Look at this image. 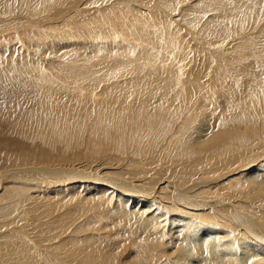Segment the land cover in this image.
Listing matches in <instances>:
<instances>
[{
    "label": "rangeland",
    "instance_id": "obj_1",
    "mask_svg": "<svg viewBox=\"0 0 264 264\" xmlns=\"http://www.w3.org/2000/svg\"><path fill=\"white\" fill-rule=\"evenodd\" d=\"M3 1L4 0H0V113H3L2 115L0 114V130L3 133L0 134V194L3 193L4 188L15 186L20 188L23 194L33 197L35 201L40 204V207L44 208L46 214L49 216L48 218H45L47 217L45 215L44 220H53V223L57 226L51 230L52 239L50 241L48 239L46 240V238L43 239L42 235L44 234V231L42 230V226L39 227V222L37 224L32 222H30V224L28 222L29 219L23 212L22 201L13 198L9 205H7L8 203L6 204L5 201L0 202V264H13V262L14 264H73L65 261L64 256L60 253L57 243L62 240V238L65 242L68 240L69 244L74 243V245L83 246L81 248L82 250L84 249L83 251H85V253H87L86 250L98 251L99 253L97 254L99 255V258L103 257L105 259V261H101L102 263L123 264L122 262L125 260H130V258L136 257L139 261H142V259L145 260H143L144 263L141 262L140 264H156L157 261V264L167 262L168 264H177L175 254L173 256L168 255L174 250L179 252V255L184 252V250H179L177 248L178 242L175 246V241H169L171 238L166 234L158 236L160 231H165L163 230L164 228L162 224H158L157 227L146 225L142 222L143 220L140 216H130V218L129 216H126L129 220L127 218L124 220L125 216L120 217L119 212L118 214L117 212L115 213L116 209H118V205H116L118 203L117 194H122L125 198L131 196L130 198L136 200L143 199V196L146 194L147 197L149 196L150 199L153 198L154 201H159L164 198L163 201H166L165 204L169 205L171 204L169 195H175L173 191L175 186L176 189L179 188V190H181V195H178V198L180 199V197H183L181 200H185L186 202L179 200V203H177L178 209L177 207H172L171 211L167 208V214L168 216H174V214L178 213V215L190 218L192 217L191 215L189 216L191 211H195V207L192 205L194 202L193 199L210 200L209 196L211 195V191H214L215 193L218 190L222 194H220L221 196L217 199L219 200L217 205H206L201 207L203 210L206 209L204 212H209L210 210L212 215L217 216V218H214V220H220V223L215 225L217 228L228 227V224L236 223L231 216L236 209V205L238 206V210L247 217L256 216V219H259V221L264 220V216L260 215L258 212L261 211L264 214V208L261 205H259V208H256L255 204H251L249 207L248 204L242 206L244 202L240 203L236 201L235 204V202L224 197L222 198V195L233 187V181L235 184H239L238 181L241 182L243 171L250 168L255 163L254 161H260L259 163L263 162V159L259 160V156L264 155V138L261 137L262 132L264 131L263 128L258 127L257 134H253L254 137H252V139H255V143L247 145V152L244 151V148L243 153L240 151L235 155L232 154L233 156L228 154L229 157L227 155L223 156V160H221L222 163L220 162V164L218 162H216L218 164L211 162V165L209 164V168L213 171L211 176L198 171L195 166L190 163L192 161L187 163V161L183 160L185 159L183 157L175 158L174 160L167 158L174 150L167 148L165 140L162 142L159 138L161 136L163 137V135H168L169 132L173 131V128L178 124L177 122L183 113V109H181L182 100L179 97L181 92V85L179 82L184 81V85H187L185 86V91H191V93H193L191 94V103L188 105L192 107L195 105L193 100L194 95L200 94V88H203V84L210 81L208 79H210L212 71L218 67V61L221 58L220 56L224 54L225 49L222 47L223 43H221L220 46L222 48L220 49V56L215 54V56H217L215 60L213 59L214 56L213 58L211 57L212 54L209 52L212 49L209 50L210 45L208 43L206 44L207 40H205V35L200 32V26H198L203 23V20L208 15L213 13L211 12L212 10L209 9L206 12L202 11L201 15L203 17L201 20L199 22H191L185 21L184 19L185 11L190 10L188 8L183 10L184 13L183 15L181 14L182 16L179 15L180 17L174 18L172 16L176 11L180 14L179 10L183 7V0H38L40 3H37V0H26L27 2L23 0H11L6 4L5 1ZM30 1L33 2L31 3ZM13 2L15 4H13ZM45 3L46 5H44ZM197 3H199L198 0ZM159 4L161 5L159 6ZM43 6L45 7L43 8ZM49 6L51 8H49ZM124 6H127L128 10L127 8L125 9ZM187 6L188 5H186V7ZM37 8L39 10H37ZM114 10L116 11L114 12ZM192 10L193 13L191 14H196L194 9ZM191 14L189 15L191 16ZM74 17H77L78 19ZM24 18H26V20ZM175 18L176 21H174ZM261 19L257 21H261ZM2 22H5L7 27ZM190 22L197 23L194 24V26L193 24L191 25ZM49 24L52 27H50ZM54 24L55 27L53 26ZM12 28L13 30H11ZM32 29L35 30L37 34ZM141 29L142 31H140ZM9 31H11V33ZM238 34L235 36V40L241 41V30ZM184 38L186 41H184ZM30 39L33 41L31 42ZM188 41L190 43H188ZM228 41L230 40H227V42ZM27 42H30V44ZM179 43L181 46L183 44V46L181 47ZM184 48L186 49L184 50ZM102 50L104 51L103 53ZM181 50H183L184 53L183 51L181 53ZM100 53L102 54L100 55ZM263 63L261 65H263ZM262 67L264 68V65ZM154 68L158 69L156 70ZM224 68L228 70L227 64H225ZM257 68L258 67L254 66L252 72L258 73L261 68ZM159 71L160 73H158ZM228 72L230 75L236 77L237 83L240 84L234 83L229 86H223V84L222 86L224 88L220 91L221 94L223 91L229 89L238 94L240 93L237 98L241 103H246V99L249 98L246 97V92H248V89L246 88L248 87L245 85V81H243V74L240 72V74L231 73L230 71ZM156 73L158 74L155 75ZM193 73L196 76H194ZM262 73H264V71ZM152 74L156 76L155 82L149 83L148 87L157 99H160V96H163L164 98L161 100L164 103L159 100L162 104H160L159 101L155 102L157 103L155 104L153 101L155 98L153 99L152 95L149 96L152 100H149L148 102V109H154L155 112V117L150 116L154 119L156 118L155 120H158L159 116H162L163 111L161 109H163L164 112L170 113L172 118L171 121L175 120V125L173 122L169 128L162 127L160 129L161 131H157V133L155 132V135L150 136L149 134L148 136L150 138L147 135V137L144 136V138L136 136L137 134L133 135L132 132H128L131 131L128 125L127 128H124L127 130H124L123 136L120 137V139H118V137L116 139H111L110 144L107 140H103L105 141L103 143L101 140L99 141L97 138H100V135L102 136L103 131L106 129L107 133H111V137L112 133L115 132L109 123L110 116H113L117 127L119 126L118 118L120 119L119 122L125 125L131 124V126H133V120L135 121L132 115L133 107H135V102H133L134 100L132 99V96L128 93H123L120 100L118 99V101H114L116 100V97L111 91V97H109L110 101L104 96L105 88L111 85L124 87L126 82L132 78H136L137 75L139 77H145ZM68 76L69 78H67ZM161 79H163L162 82ZM103 81L105 82L103 83ZM115 81L116 83H114ZM46 89L50 92L53 90L57 92V90L61 89L62 94L60 96L62 98L60 96L48 98L47 96L44 97L38 95L41 91H46ZM106 93H108V91H106ZM11 94L12 96H10ZM219 99V95L214 96L212 103L208 105L211 109L213 108L212 114L215 113V117L222 110V105ZM165 100L169 104H166ZM3 103H7V105L5 104V106ZM14 106L18 107L16 108ZM168 106H170L169 109ZM200 106L202 107L204 104L199 103L197 107L199 108ZM123 109L126 112H124ZM195 110L196 108L194 111ZM109 112L113 113L110 114ZM151 112L152 111L150 110L149 113ZM114 113L115 115H113ZM14 114H16L17 117ZM17 114L20 116L23 115V117H20ZM104 114H108L107 117L104 116ZM147 116L150 118L148 114ZM190 117H192L191 122L188 127L186 126L185 131L187 133L184 132L185 134H188L191 131L193 132L195 126L197 127L199 125L198 122H200L202 118V116H200L201 118L199 116L195 118L194 115H190ZM2 118L5 123H3L4 121ZM49 118H53L50 123ZM78 121L80 122V125L78 124ZM6 122H8V124ZM12 122H14V124ZM44 123L47 124L46 128L41 130L42 127L40 125ZM148 124V122L144 123V128L142 129L143 132L147 129L146 127H148ZM106 126L107 128H105ZM142 131L140 129L139 132ZM162 131L166 132H163L164 134H162ZM129 133L130 135L132 134L131 137L134 138L131 140H125V137L127 138ZM86 135H88L87 138H84ZM144 139H148L145 140L147 142H145ZM101 145L103 146L101 147ZM152 145L153 148H151ZM251 146H253V148L250 149ZM161 148L162 151L159 152L157 149L161 150ZM146 149H148V151ZM230 149L233 150L234 148L228 147V149L226 148L225 150ZM252 150L257 155L253 152L249 154ZM165 154L166 156L164 157ZM29 157H31L32 160L28 161L27 158ZM183 164H186L187 166H184ZM214 165L217 166L213 168ZM256 165L258 166L259 164ZM35 167L39 170L48 169L57 171L58 169H64L68 171L67 169H69L72 171H78L79 174H94L95 177L102 179V181H105L113 187L119 188L121 193L115 192L113 195L111 190L100 193L98 189L96 193L89 194L88 189L93 185L92 182H88L89 180L74 181V179L68 175H62L61 177L47 175L37 169H32ZM195 172L196 174L194 175ZM198 172H201L202 174ZM120 176H123V179L122 177L120 178ZM130 180L132 182H129L128 184V181ZM137 184L141 187L135 186ZM224 184H226V186ZM71 185H75V187H72ZM162 185H164L165 189L162 193H159V195L157 193V188ZM188 186L189 190L186 188ZM221 188L224 190L222 189V191H220ZM177 199L175 202L178 201ZM201 208L196 209L201 210ZM46 209L47 211L49 210L48 213ZM183 209L185 213L182 212ZM253 209H257L258 211L255 212ZM161 218L159 217V220ZM58 219L60 221L59 223L57 222ZM171 223L172 222H169L168 224L170 225ZM31 225L37 227L34 230L33 228L27 229V226L30 228ZM30 230L36 233L38 240H43L38 241L35 237L31 238L26 235L25 232H31ZM192 232L193 229L187 227L184 231L185 234H182L190 238L191 241L196 239L192 236ZM146 237L148 238V241ZM65 238L67 239L65 240ZM232 239L233 243L237 244L236 240H246V237H239L237 239L232 237L230 240ZM142 240L146 242H143ZM144 244H147V246ZM138 247H140L141 250ZM146 250L148 256L145 253ZM215 250H217V247ZM220 250L226 249L221 245ZM138 251L144 253L145 256L141 253L140 256L143 255V258H140L138 256L140 254ZM104 253L110 255L111 259H106ZM152 253H154V255ZM42 257L44 258L42 259ZM147 261L150 262L148 263ZM101 262L99 264H101Z\"/></svg>",
    "mask_w": 264,
    "mask_h": 264
},
{
    "label": "bare ground",
    "instance_id": "obj_2",
    "mask_svg": "<svg viewBox=\"0 0 264 264\" xmlns=\"http://www.w3.org/2000/svg\"><path fill=\"white\" fill-rule=\"evenodd\" d=\"M5 4L10 2L11 0H4ZM3 1V2H4ZM21 1V0H20ZM26 1V0H23ZM79 1V0H78ZM92 1V0H91ZM98 1V0H97ZM123 1V0H122ZM166 1V0H165ZM164 1V3H165ZM179 1V0H178ZM27 2V1H26ZM31 3L33 1H30ZM94 2V1H93ZM137 2V1H136ZM193 2V3H192ZM199 3H197V0H183V7L181 10L176 11V13L172 14L173 18L174 17H180L183 15L184 13V9L188 8L190 9L189 11H185V15H184V19L185 21H200L201 18L203 17L201 14L202 11H207V10H212L211 12H213L212 14L208 15L204 20L203 23L198 26H200V32H202L203 35H205V40H207L206 44L208 43L209 46V50L212 54V58L214 56V60L216 59L217 56H220V49L223 47L225 49L224 54H222L220 57V60L218 61V67L216 69H214V71H212L210 81L205 82V84H203V88H200V94H195L193 97L194 100V104L192 107L188 106L191 103V91L186 92V87L187 85H184V81L179 82L180 83V94L179 97L181 98V109H183V113L180 116L179 120H178V124H176V126L173 128L172 132H169L168 135H163V137L161 136L162 134H164L163 132L166 131H162V134L160 135V141L162 140V142L165 140V145L167 146V148L174 150L172 152V154H170L167 158L170 159H175V158H179V157H183L185 159V161H187V163L190 162L191 164H193L195 166V168L198 171H201L203 174L206 175H210L211 173H213V171H211V169L209 168V164L211 162H215V164H220L221 160H223V156H226L227 154L230 156H233L232 154H236L237 152L239 153L240 151L243 153V149L245 152H247V145L253 144L255 143V139H252V137H254V133L257 134V130L258 127L263 128L264 130V73H262L264 71V68L262 67L264 65L263 63V59H264V1L262 0H198ZM19 3V2H18ZM17 3V5L19 6V4ZM25 3V2H24ZM29 3V2H28ZM37 3L38 2L37 0ZM36 3V4H37ZM44 3V2H42ZM66 3V2H65ZM139 3V2H138ZM173 3V2H172ZM177 3V1H176ZM13 4H15L13 2ZM35 4V5H36ZM67 4V3H66ZM142 4V3H141ZM11 5V4H10ZM28 5V4H27ZM30 5V4H29ZM42 5V4H41ZM39 5V6H41ZM46 5V3L44 4ZM49 5V4H47ZM143 5V4H142ZM161 4H159L160 6ZM186 5H188L186 7ZM38 6V7H39ZM51 6V5H50ZM49 6V8H51ZM73 6V5H72ZM145 6V5H144ZM149 6V5H148ZM165 6V5H162ZM178 6V5H177ZM13 7V6H12ZM45 6H43L44 8ZM68 7V6H67ZM66 7V8H67ZM71 7V6H69ZM118 7V6H117ZM125 7V6H124ZM147 7V6H146ZM195 7V8H194ZM35 8V6H34ZM115 8V7H114ZM127 8V6L125 7V9ZM144 8V7H143ZM161 8V7H160ZM175 8V7H173ZM172 8V9H173ZM11 9V8H10ZM42 9V8H41ZM47 9V8H46ZM59 9V8H58ZM61 9V8H60ZM69 9V8H68ZM163 9V7H162ZM165 9V8H164ZM178 9V8H177ZM196 12V14H191L193 13V10ZM12 10V9H11ZM23 10V9H22ZM37 10H39L37 8ZM67 10V9H66ZM107 10V9H106ZM111 10V9H110ZM128 10V8H127ZM169 10V9H168ZM192 10V11H191ZM1 11V8H0ZM43 11V10H41ZM45 11V10H44ZM73 11V10H71ZM75 11V10H74ZM116 10H114L115 12ZM174 11V10H172ZM16 12V11H15ZM64 12V11H63ZM98 12V11H97ZM104 12V11H103ZM109 12V10H108ZM107 12V13H108ZM121 12V11H120ZM145 12V11H144ZM32 13V12H31ZM83 13V12H82ZM100 13V12H99ZM105 13V14H107ZM156 13V12H155ZM3 14V13H2ZM102 14V13H101ZM112 14V13H110ZM123 14V13H122ZM182 14V15H181ZM191 14V16L189 15ZM5 15V14H4ZM15 15V14H14ZM21 15V14H20ZM35 15V14H34ZM76 15V14H75ZM78 15V14H77ZM84 15V14H82ZM139 15V14H138ZM158 15V14H157ZM180 15V16H179ZM189 15V16H187ZM200 15V16H199ZM16 16V15H15ZM19 16V15H18ZM37 16V15H36ZM79 16V15H78ZM87 16V15H86ZM85 16V17H86ZM117 16V15H115ZM123 16V15H122ZM143 16V15H142ZM187 16V17H186ZM11 17V16H9ZM35 17V16H34ZM69 17V16H68ZM96 17V16H95ZM133 17V16H131ZM130 17V18H131ZM141 17V16H140ZM156 17V16H155ZM14 18V17H13ZM42 18V17H41ZM72 18V17H71ZM76 19H78L77 17H74ZM87 18V17H86ZM89 18V17H88ZM94 18V17H93ZM101 18V16H100ZM118 18V17H117ZM121 18V17H120ZM119 18V19H120ZM135 18V17H133ZM263 18V19H261ZM3 19V18H2ZM26 20V18H24ZM55 19V18H54ZM97 19V18H96ZM102 19V18H101ZM105 19V18H104ZM109 19V18H108ZM159 19V18H158ZM261 19V21H257ZM15 20V19H14ZM29 20V19H28ZM67 20V19H66ZM65 20V21H66ZM106 20V19H105ZM110 20V19H109ZM167 20V19H166ZM172 20V18H171ZM180 20V19H178ZM7 21V20H6ZM21 21V20H20ZM78 21V20H77ZM76 21V22H77ZM89 21V20H88ZM87 21V22H88ZM111 21V20H110ZM174 21H176V18L174 19ZM11 22V21H10ZM67 22V21H66ZM64 22V23H66ZM94 22V21H93ZM98 22V21H97ZM136 22V21H135ZM167 22V21H166ZM182 22V21H181ZM184 22V21H183ZM190 22V23H191ZM5 25V22H2ZM20 23V22H19ZM35 23V22H34ZM33 23V24H34ZM90 23V22H89ZM104 23V21H103ZM179 23V22H178ZM197 23V22H196ZM196 23H191V25L196 24ZM21 24V23H20ZM43 24V23H42ZM62 24V23H61ZM67 24V23H66ZM186 24V23H185ZM189 24V23H187ZM7 25V24H6ZM5 25V26H6ZM45 25V24H44ZM50 25V24H49ZM59 25V24H58ZM86 25V24H85ZM165 25V24H164ZM23 26V24H22ZM30 26V24H29ZM37 27H39L38 25H36ZM55 27V24L53 25ZM62 26V25H61ZM93 26V25H92ZM195 26V25H194ZM1 27V26H0ZM7 27V26H6ZM11 27V26H10ZM20 27V26H19ZM50 27H52L50 25ZM60 27V26H59ZM64 27V25H63ZM3 28V27H2ZM15 28V27H14ZM49 28V27H48ZM66 28V26H65ZM68 28V27H67ZM114 28V27H113ZM122 28V27H121ZM167 28V27H166ZM6 29V28H5ZM4 29V30H5ZM8 29V28H7ZM31 29V28H30ZM34 29V28H33ZM32 29V30H33ZM53 29V28H52ZM64 29V28H62ZM3 30V31H4ZM13 30V28L11 29ZM16 30V29H15ZM54 30V29H53ZM65 30V29H64ZM126 30V29H125ZM241 30V41L239 40H235V36H237V34L240 32ZM1 31V29H0ZM35 32V30H33ZM79 31V30H78ZM109 31V30H108ZM142 31V29L140 30ZM178 31V30H177ZM11 33V31H9ZM8 32V33H9ZM29 32L31 33V31L29 30ZM133 32V31H132ZM6 33V32H5ZM36 33V32H35ZM148 33V32H147ZM176 33V31H175ZM29 34V33H28ZM37 34V33H36ZM48 34V33H47ZM115 34V33H114ZM69 35V34H68ZM185 35V34H184ZM239 35V34H238ZM25 36V35H24ZM33 36V35H32ZM31 36V37H32ZM128 36V35H127ZM133 36V35H132ZM34 37V36H33ZM36 37V36H35ZM98 37V36H97ZM186 37V35H185ZM47 38V37H46ZM110 38V37H109ZM129 38V37H128ZM112 39V38H111ZM149 39V38H148ZM185 39V38H184ZM227 40H230L227 42ZM30 41L32 42L33 40L30 39ZM45 41V40H44ZM77 41V40H76ZM181 41V40H180ZM186 41V39L184 40ZM191 41V40H190ZM36 42V41H35ZM102 42V41H101ZM182 42V41H181ZM180 42V43H181ZM28 44H30V42H27ZM119 43V42H118ZM123 43V42H122ZM179 43V44H180ZM188 43H190L188 41ZM222 44V47L220 46V44ZM121 44V43H120ZM154 44V43H153ZM52 45V44H51ZM100 45V44H99ZM56 46V45H55ZM163 46V45H162ZM181 46V44H180ZM183 46V44H182ZM181 46V47H182ZM124 47V46H123ZM39 48V47H38ZM53 48V47H52ZM181 49V48H180ZM186 48H184L185 50ZM197 49V48H196ZM104 50V49H103ZM102 50V53L104 52ZM149 50V49H148ZM195 50V49H194ZM201 50V49H200ZM207 50V49H206ZM56 51V50H54ZM101 51V50H100ZM123 51V49H122ZM170 51V50H168ZM183 50H181L182 53ZM79 52V51H78ZM100 53V55L102 54ZM184 53V51H183ZM196 53V52H195ZM110 54V53H109ZM112 54V53H111ZM162 54V53H161ZM204 54V53H202ZM122 55V54H121ZM205 55V54H204ZM202 55V56H204ZM207 55V54H206ZM3 57V56H2ZM29 57V56H28ZM135 57V56H134ZM157 57V56H156ZM208 58V57H207ZM42 59V58H41ZM120 59V58H119ZM125 59V58H124ZM218 59V58H217ZM63 60V59H62ZM123 60V59H121ZM161 60V59H160ZM190 60V59H189ZM209 60V59H208ZM45 61V60H44ZM188 61V60H187ZM195 61V60H194ZM204 62V61H203ZM206 63V62H205ZM210 63V62H209ZM257 63V64H255ZM263 63V65H261ZM80 64V63H79ZM187 64V63H185ZM191 64V63H190ZM225 64H227V69H225ZM150 65V64H149ZM155 65V64H154ZM189 65V64H188ZM217 65V64H216ZM18 66V65H16ZM178 66V65H177ZM255 67H260L261 69L259 70L258 73H254L252 72V70ZM33 67V65H32ZM73 67V66H71ZM140 67V66H139ZM200 67V66H199ZM215 67V66H214ZM169 68V67H168ZM180 68V67H179ZM203 68V67H202ZM241 68V69H240ZM257 68V69H258ZM27 69V68H26ZM156 69V68H154ZM158 69V68H157ZM156 69V70H157ZM171 69V68H170ZM173 69V68H172ZM185 69V68H184ZM207 69V67H206ZM210 69V68H209ZM21 70V69H20ZM164 70V68H163ZM29 71V70H28ZM161 71V70H160ZM160 71L158 73H160ZM170 71V70H169ZM186 71V70H185ZM231 73H242L244 76L243 81H245V85L248 87L246 89H248L247 96L249 97L246 99V103H241L240 100L237 98L238 94L237 92L231 91V90H225L222 92L223 90V86H229L231 84L237 83V78L230 75L229 72ZM157 72V71H156ZM172 72V71H171ZM131 73V72H130ZM143 73V72H142ZM155 73V72H153ZM158 73H156L155 75H157ZM174 73V72H173ZM172 73V74H173ZM175 73H176V69H175ZM192 73V72H191ZM198 73V72H197ZM196 73V74H197ZM200 73V72H199ZM239 73V74H240ZM95 74V73H94ZM114 74V73H113ZM118 74V73H117ZM140 75H142L141 73H139ZM183 74V73H182ZM194 74V73H193ZM155 75H147L145 77H139L137 75L136 78H132L130 79L128 82H126V84L124 85V87H120V86H107L105 88V98L109 99V97H111V91L115 94V99L114 101H118V99L120 100L122 98L123 93H128L130 96H132V99L134 100L133 102H135L133 107V111H132V115L133 118L135 119V121L133 120V126H131V124H123L120 123V119L118 118V127L117 124L113 118V116H110V126L113 127L112 129L115 131H113L114 133H112V137L110 136L111 133H107V129L105 131H103L102 136L100 135V138L98 137L97 139L103 143L105 141L103 140H107L110 141L111 139H116L118 137V139H120V137L123 136V132L124 130L126 131L127 126L129 125V129L131 131L128 132H132L133 135L137 134L136 136H141L144 138V136H148L150 134L151 135H155V132L157 133V131H161L160 129L163 127L165 128H169L173 122L175 121H171V116L170 113L168 112H164L163 109H161L162 112V116L158 118V120H155L153 117H155V112L154 109H148V102L149 100L151 101L152 99L149 98V96H153V99L155 98L154 103L158 102L159 100L163 99V96H160V99H157L155 97V95L153 94V92L150 91L148 84L149 83H154L155 82ZM162 75V74H160ZM168 75V74H167ZM176 75V74H175ZM209 75V74H208ZM117 76V75H116ZM169 76V75H168ZM189 76V75H188ZM194 76H196L194 74ZM164 77V76H163ZM173 77V76H172ZM176 77V76H175ZM69 78V76L67 77ZM78 78V77H77ZM76 78V79H77ZM108 78V77H107ZM114 78V77H113ZM131 78V77H130ZM170 78V77H169ZM198 78V77H197ZM81 79V78H80ZM104 79V78H103ZM121 79V78H120ZM181 79V78H180ZM61 80V79H60ZM59 80V81H60ZM64 80V79H63ZM66 80V79H65ZM101 80V79H100ZM110 80V79H109ZM163 79H161L162 82ZM175 80V79H174ZM192 80V79H191ZM196 80V79H195ZM242 80V79H241ZM27 81V80H26ZM58 81V80H57ZM84 81V80H83ZM172 81V80H171ZM200 81V80H199ZM205 81V80H204ZM242 81V82H243ZM19 82V81H18ZM105 81H103L104 83ZM159 82V81H158ZM198 82V81H197ZM116 83V81L114 82ZM111 83V84H114ZM119 83V82H118ZM160 83V82H159ZM192 83V82H191ZM204 83V82H203ZM59 84V83H58ZM57 84V85H58ZM81 84V83H80ZM147 84V85H146ZM175 84V83H174ZM178 84V83H177ZM224 84V85H223ZM240 84V83H237ZM19 85V84H18ZM48 85V84H47ZM62 85V84H61ZM103 85V84H101ZM158 85V84H157ZM162 85V84H160ZM159 85V86H160ZM171 85V83H170ZM223 85V86H222ZM25 86V85H24ZM147 86V87H146ZM156 86V85H155ZM169 86V85H168ZM179 86V85H177ZM20 87V86H19ZM57 87V86H56ZM170 87V86H169ZM191 87V86H190ZM233 87V85H232ZM24 88V87H22ZM51 88V87H50ZM49 88V89H50ZM240 88V87H239ZM238 88V89H239ZM58 89V88H57ZM161 89V88H160ZM174 89V88H173ZM176 89V88H175ZM235 89V88H234ZM242 89V88H241ZM244 89V88H243ZM51 90V89H50ZM56 90V89H55ZM101 90V89H100ZM171 90V89H170ZM104 91V90H103ZM106 91H108V93H106ZM160 91V90H159ZM166 91V90H165ZM164 91V92H165ZM247 91V90H245ZM69 92V91H67ZM172 92V90H171ZM170 92V93H171ZM1 94V93H0ZM3 94V93H2ZM5 94V93H4ZM8 94V93H6ZM62 94V90H57L56 91H41L40 94H38L39 96H47L48 98H53V97H58ZM69 94V93H68ZM156 94V93H155ZM164 94V93H163ZM167 94V93H166ZM221 94V95H220ZM113 95V94H112ZM219 95L220 96V103H221V107L222 110L217 114V116L215 117L214 114H212V109L210 108V103H212L213 97ZM4 96V95H3ZM6 96V95H5ZM9 96V95H8ZM12 96V94L10 95ZM14 97V96H13ZM61 97V96H60ZM65 97V96H64ZM113 97V96H112ZM244 97V96H243ZM7 98V97H5ZM39 98V97H38ZM62 98V97H61ZM9 99V97H8ZM16 99V98H15ZM25 99V98H24ZM23 99V100H24ZM83 99V98H82ZM86 99V98H85ZM148 99V100H147ZM14 100V99H13ZM50 100V99H49ZM57 100V98H56ZM93 100V99H92ZM111 101V100H110ZM162 101V100H161ZM1 102V100H0ZM4 102V101H3ZM6 102V101H5ZM13 102V101H11ZM15 102V101H14ZM53 102V101H51ZM58 102V101H57ZM174 102V101H173ZM171 102V103H173ZM16 103V102H15ZM62 103V102H61ZM80 103V102H79ZM109 103V102H107ZM160 104L164 103L162 101V103L159 101ZM166 104L167 101L165 100ZM199 103H203L204 106H200L199 108L197 107L199 105ZM218 103V104H220ZM1 104V103H0ZM4 104V103H3ZM7 105V103H5ZM4 104V105H5ZM10 104V103H9ZM20 104V103H19ZM89 104V103H88ZM96 104V103H95ZM110 104V103H109ZM157 104V103H155ZM217 104V105H218ZM5 105V106H6ZM14 105V104H13ZM16 105V104H15ZM18 105V104H17ZM93 105V104H92ZM103 105V104H102ZM115 105V104H114ZM171 105V104H170ZM178 105V104H177ZM202 105V104H201ZM51 106V105H50ZM49 106V107H50ZM137 106V107H136ZM220 106V105H219ZM3 107V106H2ZM16 107V106H14ZM18 107V106H17ZM16 107V108H17ZM150 107V106H149ZM190 107V108H189ZM217 107V106H216ZM220 107V108H221ZM5 108V107H4ZM15 108V110H16ZM24 108V107H23ZM96 108V107H95ZM100 108V107H99ZM103 108V106H102ZM115 108V107H114ZM123 108V107H122ZM127 108V107H126ZM152 108V107H151ZM170 108V106H168V109ZM176 108V107H175ZM178 108V107H177ZM196 108V110L194 111V109ZM1 109V108H0ZM13 109V108H12ZM101 109V108H100ZM104 109V108H103ZM106 109V108H105ZM5 110V109H4ZM21 110V109H20ZM50 110V109H49ZM124 110V109H123ZM152 111L151 113H149V111ZM166 110V109H165ZM7 111V110H6ZM5 111V112H6ZM18 111V110H17ZM27 111V110H26ZM52 111V110H51ZM74 111V110H73ZM82 111V110H81ZM121 111V110H120ZM217 111V110H216ZM4 112V111H2ZM22 112V111H21ZM50 112V111H49ZM105 112V111H104ZM123 112V111H122ZM124 112H126L124 110ZM157 112V111H156ZM17 113V112H14ZM80 113V112H79ZM110 113V112H109ZM113 112H111L110 114H112ZM117 113V111H116ZM1 114V113H0ZM3 114V113H2ZM1 114V115H2ZM78 114V112H77ZM121 114V113H119ZM118 114V115H119ZM147 114L150 116V118H148ZM161 114V113H160ZM178 114V113H177ZM13 115V114H12ZM16 116V114H14ZM18 115V114H17ZM22 115V114H21ZM25 115V114H24ZM74 115V114H73ZM108 115V114H107ZM107 115L104 114V116L107 117ZM115 115V113L113 114ZM190 115H194L195 118H197L198 116H202L201 121L198 122L199 125L196 127L194 131L189 132L188 134H185L184 132L186 129V126H189V123L191 122V118ZM216 115V114H215ZM9 116V115H8ZM7 116V117H8ZM20 116V115H18ZM63 116V115H62ZM81 116V115H80ZM83 116V115H82ZM176 116V115H175ZM13 117V116H12ZM17 117V116H16ZM15 117V118H16ZM20 117H23L20 116ZM65 117V116H64ZM120 117V116H119ZM177 117V116H176ZM11 118V117H10ZM14 118V117H13ZM26 118V117H25ZM132 118V119H133ZM5 119V117H4ZM8 119V118H7ZM21 119V118H18ZM17 119V121H18ZM27 119V118H26ZM50 121L49 123L52 121L51 119L53 118H49ZM55 119V118H54ZM3 120V118H2ZM15 120V119H13ZM198 120V119H197ZM200 120V119H199ZM4 121V120H3ZM22 121V120H21ZM25 121V120H24ZM103 121V120H102ZM23 122V121H22ZM79 122V121H78ZM114 122V123H113ZM123 122V121H122ZM149 123L146 127L147 129L144 130V132L142 131V129L144 128V123ZM197 122V121H196ZM2 123V122H1ZM5 123V121L3 122ZM8 124V122H6ZM14 124V122H12ZM106 123V122H105ZM104 123V124H105ZM18 124V123H17ZM21 124V123H20ZM19 124V125H20ZM53 124V123H52ZM59 124V122H58ZM57 124V125H58ZM74 124V123H73ZM80 125V122L78 123ZM95 124V123H94ZM115 124V126H114ZM35 125V124H34ZM47 124H42L40 125L42 128L41 130H44V128H46ZM76 125V123H75ZM102 125V122H101ZM100 125V126H101ZM175 125V122H174ZM78 126V125H77ZM15 127V126H14ZM13 127V128H14ZM31 127V126H30ZM36 127V126H35ZM61 127V126H60ZM109 127V125H108ZM110 127V128H111ZM38 128V127H37ZM62 128V127H61ZM84 128V127H83ZM86 128V126H85ZM89 128V127H88ZM104 128V127H103ZM107 128V126L105 127ZM3 129V128H2ZM28 129V128H27ZM39 129V128H38ZM81 129V128H80ZM87 129V128H86ZM94 129V128H93ZM141 129L142 132H139ZM23 130V129H22ZM21 130V131H22ZM30 130V129H29ZM40 130V129H39ZM71 130V129H70ZM109 130V128H108ZM139 130V131H138ZM192 130V129H191ZM67 131V130H66ZM74 131V130H73ZM100 131V130H99ZM150 131V132H149ZM17 132V130H16ZM86 132V131H85ZM90 132V131H89ZM106 132V133H105ZM2 133V131L0 130V134ZM5 133V132H4ZM87 133V132H86ZM101 133V132H100ZM187 133V132H186ZM3 134V133H2ZM35 134V133H34ZM83 134V133H82ZM160 134V133H159ZM76 135V134H75ZM85 135V134H84ZM97 135V134H96ZM127 135V133H126ZM88 135H86L84 138H87ZM132 134L130 135V133L128 134V137H125V140H131L134 137H131ZM146 136V137H147ZM157 136V135H156ZM155 136V137H156ZM145 137V138H146ZM149 137V136H148ZM264 138V131L262 132V136ZM150 138V137H149ZM148 138V139H149ZM153 138V137H152ZM148 139H144L148 140ZM157 139V138H156ZM89 140V139H88ZM124 140V139H123ZM139 140V139H138ZM143 140V139H142ZM154 140V139H153ZM159 140V139H157ZM87 141V139H86ZM113 141V140H112ZM78 142V141H77ZM100 142V143H101ZM131 142V141H130ZM147 142V141H145ZM153 142V141H152ZM156 142V141H155ZM154 142V144H155ZM83 143V142H82ZM88 143V142H87ZM159 143V142H158ZM90 144V143H89ZM142 144V142H141ZM140 144V145H141ZM145 144V143H144ZM24 145V144H23ZM83 145V144H82ZM96 145V144H95ZM105 145V144H104ZM103 145H101L102 147ZM142 146V145H141ZM149 146V145H148ZM86 147V146H85ZM112 147V146H111ZM116 147V146H115ZM124 147V146H122ZM228 147L234 148L233 150H225L226 148L228 149ZM117 148V147H116ZM125 148V147H124ZM149 148V147H148ZM153 148V145L152 147ZM156 148V147H155ZM160 148V147H159ZM253 148V146L250 147V149ZM261 148V147H260ZM86 149V148H85ZM168 149V150H169ZM148 151V149H146ZM152 150V149H151ZM160 151H162L160 149H157ZM167 150V149H166ZM223 150V151H221ZM95 151V150H94ZM120 151V150H119ZM261 151V150H260ZM157 152V151H156ZM155 152V153H156ZM254 153L255 155H257L253 150L250 151L249 154ZM147 153V152H146ZM163 153V152H162ZM241 153V154H242ZM167 154V153H166ZM166 154L164 155V157L166 156ZM153 155V154H151ZM155 155V154H154ZM227 155V156H228ZM22 156V155H21ZM130 156V155H129ZM150 156V155H149ZM148 157V156H147ZM146 157V158H147ZM159 157V156H158ZM229 157V156H228ZM258 157V156H257ZM263 157V158H262ZM152 158V157H151ZM162 158V157H161ZM263 159L262 163H259L258 161H254L255 163L248 169H246V171H243L242 174V180L241 182L238 181L239 184H235V182L233 181L232 184V188L228 190V192H226L225 194L222 195V198H226L232 202L236 201L238 202H244V204H242V206H244L245 204L249 205L251 204H255L256 208H259V205H261L264 208V155L263 156H259V160ZM28 161L32 160L31 157L27 158ZM154 160V159H153ZM144 161V160H143ZM170 161V160H168ZM179 161V160H178ZM164 162V161H163ZM177 162V161H176ZM218 162V163H216ZM257 162V163H256ZM182 163V162H180ZM185 163V162H184ZM186 163V164H187ZM222 163V162H221ZM239 163V162H238ZM250 163V162H248ZM253 163V162H252ZM163 164V163H162ZM173 164V163H172ZM178 164V163H177ZM185 164V165H186ZM256 164H259L258 166ZM184 165V164H183ZM184 165V166H185ZM211 165V164H210ZM251 165V164H249ZM256 165V166H255ZM164 166V164H163ZM175 166V165H173ZM187 166V165H186ZM192 166V165H191ZM214 165L213 168H215ZM225 166V165H224ZM31 167V166H30ZM115 167V166H114ZM177 167V166H176ZM182 167V166H180ZM22 168V167H21ZM174 168V167H173ZM220 168V167H219ZM218 168V169H219ZM29 169V168H28ZM32 169H37L38 168H32ZM178 169V168H177ZM234 169V168H233ZM68 171L64 170V169H58L57 171H53V170H44V169H40L39 171L45 173V174H49V175H53L56 177H61L62 175H68L71 176L72 179H74V181L76 180H89L88 182H92L93 185L90 187L89 190V194H93L96 193V191L99 189L100 193H104L105 191L111 190V192H113L112 194L114 195L115 192L121 193L119 188L117 187H113L110 184L106 183L105 181H102V179L97 178L94 176V174H89V175H83L79 174L78 171H72L67 169ZM114 170V169H113ZM174 170V169H173ZM175 171V170H174ZM190 171V170H189ZM193 171V170H191ZM30 172V171H29ZM38 172V171H37ZM184 172V171H183ZM197 172V171H196ZM196 172L194 173V175L196 174ZM198 172V173H201ZM164 173V171H163ZM172 173V172H171ZM201 173V174H202ZM42 174V173H41ZM59 174V175H58ZM166 174V173H165ZM22 175V174H21ZM46 175V176H47ZM170 175V174H169ZM175 175V174H174ZM192 175V174H191ZM118 176V175H117ZM116 176V177H117ZM149 176V175H148ZM168 176V174H167ZM185 176V175H184ZM123 176H120V178ZM187 177V175H186ZM139 179V178H138ZM174 179V177H173ZM125 180V179H124ZM1 181V180H0ZM127 181V180H126ZM140 181V180H139ZM132 182L131 180L128 181ZM138 182V181H137ZM141 182V181H140ZM139 182V183H140ZM136 183V182H135ZM134 184V183H132ZM207 184V182H206ZM205 184V185H206ZM143 185V184H142ZM226 186V184H224ZM223 185V186H224ZM72 186V185H71ZM137 187H141L139 184L135 185ZM184 186V185H183ZM222 186V187H223ZM72 187H75L72 186ZM143 187V186H142ZM89 188V187H88ZM145 188V187H143ZM175 188V189H174ZM173 191L176 195L170 194L169 198L171 199V204L166 205V201L163 199H160L159 201L155 200L152 198L150 199L149 196L147 197V195L145 194L143 196V199L141 200H136V199H132L130 197H123L122 194H117V200L118 203L116 205H118V209H116L115 213L118 212L120 213V217L125 216L124 220L127 218L129 220L130 216L135 217V216H140V218L143 220L142 222H144V224L146 225H150V226H155L157 227V225L162 224L163 225V230L165 231H160V235L162 234H166L169 238V241L171 240L172 242L175 241V246L178 242V249L179 250H184V252L182 254L179 255V252H177L176 250L172 251L168 256H173L175 254L176 256V261L177 264H264V220L259 221V219H256V216H249L247 217L246 215L242 214L239 210H238V206L236 205V209L234 211V213L231 215L233 217V219L235 220L234 222H236L235 224H228V227H219L217 228L215 225L217 223H220V220H214V218H217V216L212 215L209 212L206 211L204 212V210L206 209H202V206H206V205H217V202L219 200H217L219 198V196H221L220 194H222L221 192H219L217 190V192L214 193V191H211V195L209 196L210 200H202V199H193V206L195 207V211H191V213L189 214V216L191 215L192 217L187 218L186 216L183 217V215H178V213L174 214V216H168L167 214V208L168 210L172 209V207H177L179 203V200H181V198L183 199V197H180V199L178 198V195H181V190H179V188L176 189V187L174 186ZM187 190H189V186L186 187ZM203 188V187H202ZM74 189V188H73ZM165 189L164 185L159 186L157 188V193H162L163 190ZM172 189V188H171ZM181 189V188H180ZM191 189V188H190ZM206 189V188H205ZM223 188L220 189V191H222ZM224 190V189H223ZM87 191V190H86ZM183 193V192H182ZM214 193V194H213ZM228 196H227V195ZM104 195V194H103ZM160 195V194H159ZM158 195V196H159ZM127 196V195H126ZM227 196V197H226ZM259 196V197H257ZM256 200H255V198ZM13 198H16L19 201H22L23 203V212L24 214L27 216V218L29 219V223L32 222L34 224H40L39 227L42 226V230L44 231V234L42 235V238L46 240L48 239L49 241L52 239L51 236V230L56 227L55 224L53 223V220L51 221L50 219L44 220V216L46 215L48 218V214H46L44 208L40 207V204L37 203V201H35V199L33 197H30L26 194H23V192L21 191L20 188L18 187H8V188H4V191L2 194H0V202H6L7 205H9V203L11 202V200ZM138 198V197H137ZM178 198V199H177ZM5 199V200H4ZM176 199L178 200L177 202ZM186 199V198H185ZM191 199V198H190ZM192 200V199H191ZM192 200V201H193ZM199 200V201H197ZM181 201H185V200H181ZM189 201V200H188ZM196 201V202H195ZM164 202V203H163ZM186 202V201H185ZM213 202V203H212ZM216 204H215V203ZM20 203V202H19ZM109 203V202H108ZM182 203V202H180ZM220 203V202H219ZM4 204V203H3ZM21 204V203H20ZM230 204V202H229ZM232 205V204H231ZM4 206V205H3ZM43 206V205H42ZM180 207V206H179ZM182 207V206H181ZM192 207V206H191ZM251 207V206H250ZM46 208V207H45ZM48 208V207H47ZM97 208V207H96ZM183 208V207H182ZM196 208H201V210H197ZM244 208V207H243ZM49 209V208H48ZM115 209V208H114ZM178 209V207H177ZM189 209V208H188ZM231 209V208H230ZM21 210V209H20ZM94 210V209H93ZM193 210V209H191ZM255 212H257V209H253ZM261 210V209H260ZM47 211V209H46ZM49 211V210H48ZM47 211V213H48ZM51 211V210H50ZM172 211V210H171ZM232 211V210H231ZM248 211V210H247ZM184 212V209L183 211ZM260 215L264 214L261 211H258ZM96 213V212H95ZM114 213V212H113ZM175 213V212H173ZM185 213V212H184ZM232 213V212H231ZM181 214V213H180ZM50 215V214H49ZM112 215V214H111ZM122 215V216H121ZM185 215V214H184ZM67 216V215H66ZM126 216H129L126 217ZM52 217V216H51ZM131 217V218H132ZM159 217L161 218L159 220ZM230 217V216H229ZM259 217V216H258ZM56 219V218H55ZM123 219V218H122ZM136 219V218H135ZM134 219V220H135ZM139 219V218H137ZM132 220V219H131ZM228 220V219H227ZM57 221V220H56ZM168 221V222H167ZM174 221V222H173ZM58 223L60 222L59 219L57 221ZM135 222V221H134ZM138 222V221H136ZM169 222H172L170 225L168 224ZM230 222V221H229ZM5 223V222H4ZM8 223V222H7ZM26 223V222H25ZM122 223V222H121ZM179 223V224H178ZM31 224V223H30ZM134 224V223H133ZM139 224V223H138ZM136 224V225H138ZM143 224V225H144ZM26 225V224H25ZM127 225V224H126ZM125 225V226H126ZM222 225V223H221ZM234 225V227H233ZM29 226V224H28ZM27 229H32L33 230L37 227L34 226H30V228ZM219 226V225H218ZM8 227V226H7ZM138 227V226H136ZM185 227V228H184ZM187 227H191L193 229L192 232V236L195 237L196 239H193L190 241V238H188L187 236L183 235L182 233H184L185 229ZM121 228V227H120ZM41 229V228H40ZM92 229V228H91ZM57 230V228H56ZM117 230V229H116ZM145 230V229H144ZM174 230V231H173ZM189 230V229H188ZM31 231V230H30ZM128 231V230H127ZM173 231V233H172ZM191 231V230H190ZM39 232V231H38ZM144 232V231H143ZM26 235L30 236L31 238L37 239V235L35 232L31 231V232H25ZM170 233V235H169ZM187 233V232H185ZM184 233V234H185ZM38 234V233H37ZM72 234V233H71ZM74 234V233H73ZM144 234V233H142ZM189 234V233H188ZM56 235V234H55ZM148 235V234H147ZM191 235V234H190ZM211 235V236H209ZM7 236V235H6ZM127 236V235H126ZM139 236V235H138ZM189 236V235H188ZM39 237V236H38ZM115 237V236H114ZM232 237H234V239L239 238V237H246V240H236L237 244L233 243V239L230 240ZM113 238V237H112ZM140 238V237H139ZM147 238V237H146ZM152 238V237H151ZM43 239H39V240H43ZM67 238H65L66 240ZM71 239V238H70ZM142 239V238H141ZM139 239V240H141ZM38 240V239H37ZM38 240V241H39ZM73 240V239H72ZM145 240V239H143ZM142 240V241H143ZM151 240V239H150ZM187 240V241H186ZM71 241V240H70ZM119 241V240H118ZM125 241V240H124ZM148 241V238H147ZM32 242V241H31ZM72 242V241H71ZM146 242V241H143ZM156 242V241H155ZM235 242V243H236ZM148 243V242H147ZM13 244V243H12ZM149 244V243H148ZM224 246V248L227 250H220L221 245ZM1 245V244H0ZM9 245V244H8ZM15 245V244H14ZM34 245V244H33ZM36 245V243H35ZM57 245L59 246L60 249V253L64 256L65 261L69 262V263H73V264H99L101 261H105V259L103 257L99 258V255L97 253H99L96 250H86L87 253H85V251L82 250L81 247L83 246H78V245H74L73 244H69L68 240L65 242L64 239L62 238V240L58 241ZM145 245V244H144ZM143 245V246H144ZM151 245V244H150ZM217 247V250L216 247ZM141 246V245H140ZM147 246V244L145 245ZM174 246V245H173ZM13 247V246H12ZM15 247V246H14ZM149 247V246H148ZM155 247V245H154ZM157 247V246H156ZM2 248V247H1ZM39 248V247H38ZM140 249V247H138ZM143 248V247H142ZM158 248V247H157ZM175 248V247H174ZM215 248V249H214ZM219 248V249H218ZM150 249V248H149ZM223 249V248H222ZM58 250V249H57ZM126 250V249H125ZM141 250V249H140ZM145 250V249H144ZM148 250V249H147ZM146 250V254L148 256ZM152 251V249H150ZM221 252H220V251ZM18 251V250H17ZM162 251V250H161ZM218 251V252H217ZM149 252V251H148ZM154 252V251H152ZM40 253V252H39ZM44 253V252H43ZM124 253V251H123ZM138 253H140L138 251ZM142 253V252H141ZM141 253L138 255L140 258H143L144 253H142L143 255H141ZM156 253V252H155ZM160 253V252H159ZM163 253V252H162ZM161 253V254H162ZM22 254V253H21ZM122 254V253H121ZM154 255V253H152ZM28 255V254H27ZM26 255V256H27ZM37 255V254H36ZM48 255V254H47ZM50 255V254H49ZM102 255V254H101ZM119 255V254H118ZM131 255V254H130ZM129 255V256H130ZM220 255V256H219ZM24 256V254H23ZM31 256V255H30ZM38 256V255H37ZM36 256V257H37ZM104 256L106 259H111L110 255L105 254ZM145 256V255H144ZM146 256V257H147ZM152 256V255H150ZM149 256V257H150ZM162 256V255H161ZM48 257V256H47ZM153 257V256H152ZM158 257V256H157ZM44 257H42L43 259ZM50 258V257H49ZM63 258V260H64ZM128 258V257H127ZM130 258V257H129ZM24 259V258H23ZM146 259V258H145ZM163 259V258H162ZM22 260V259H21ZM62 260V259H61ZM120 260V259H119ZM136 259V257L134 258H130V260H125L124 262H122L123 264H140L141 262H143L144 259H142V261ZM150 260V259H149ZM145 261V260H144ZM167 261V260H166ZM16 262V261H15ZM61 262V261H60ZM116 262V261H115ZM148 262V261H147ZM146 262V263H147ZM150 262V261H149ZM148 262V263H149ZM174 262V261H173ZM11 263V262H10ZM17 263V262H16ZM29 263V262H28ZM53 263V262H52ZM113 263V262H112ZM144 263V262H143ZM158 263V261H157ZM156 263V264H157ZM14 264V262H13ZM22 264V263H21ZM40 264V263H39ZM101 264H107V262L102 263ZM162 264H168L167 263H162ZM176 264V263H175Z\"/></svg>",
    "mask_w": 264,
    "mask_h": 264
}]
</instances>
